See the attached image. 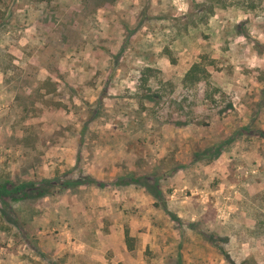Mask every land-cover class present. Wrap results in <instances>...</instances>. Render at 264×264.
<instances>
[{
    "label": "rangeland",
    "instance_id": "obj_1",
    "mask_svg": "<svg viewBox=\"0 0 264 264\" xmlns=\"http://www.w3.org/2000/svg\"><path fill=\"white\" fill-rule=\"evenodd\" d=\"M0 264H264V0H0Z\"/></svg>",
    "mask_w": 264,
    "mask_h": 264
}]
</instances>
